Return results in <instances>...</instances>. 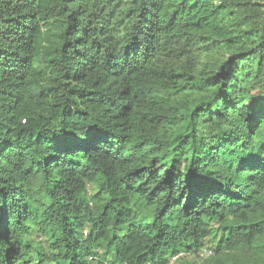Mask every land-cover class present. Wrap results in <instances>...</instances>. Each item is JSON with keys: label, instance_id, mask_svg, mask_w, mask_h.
I'll use <instances>...</instances> for the list:
<instances>
[{"label": "trees", "instance_id": "1", "mask_svg": "<svg viewBox=\"0 0 264 264\" xmlns=\"http://www.w3.org/2000/svg\"><path fill=\"white\" fill-rule=\"evenodd\" d=\"M0 264H264V0H0Z\"/></svg>", "mask_w": 264, "mask_h": 264}, {"label": "rangeland", "instance_id": "2", "mask_svg": "<svg viewBox=\"0 0 264 264\" xmlns=\"http://www.w3.org/2000/svg\"><path fill=\"white\" fill-rule=\"evenodd\" d=\"M126 229H127V227H126ZM34 238H35V240H36V242H40V243H43L46 247H48V242L45 240V238H43L40 234H38V233H36L35 235H34ZM35 263V262H34Z\"/></svg>", "mask_w": 264, "mask_h": 264}, {"label": "built area", "instance_id": "3", "mask_svg": "<svg viewBox=\"0 0 264 264\" xmlns=\"http://www.w3.org/2000/svg\"><path fill=\"white\" fill-rule=\"evenodd\" d=\"M207 252H210V250H207ZM176 258H177V256H174V257L172 258V261H175Z\"/></svg>", "mask_w": 264, "mask_h": 264}]
</instances>
